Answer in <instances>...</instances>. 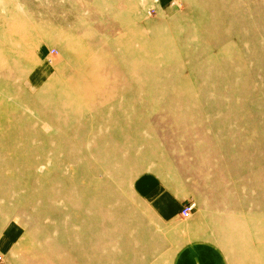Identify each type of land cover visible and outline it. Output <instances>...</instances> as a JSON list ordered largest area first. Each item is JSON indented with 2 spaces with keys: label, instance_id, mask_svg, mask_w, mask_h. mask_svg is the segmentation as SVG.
<instances>
[{
  "label": "rangeland",
  "instance_id": "374dc122",
  "mask_svg": "<svg viewBox=\"0 0 264 264\" xmlns=\"http://www.w3.org/2000/svg\"><path fill=\"white\" fill-rule=\"evenodd\" d=\"M152 170L194 211L262 199L264 0H0V264H61L37 248L73 230L120 239ZM246 247L233 264H264Z\"/></svg>",
  "mask_w": 264,
  "mask_h": 264
},
{
  "label": "crops",
  "instance_id": "0c3cea01",
  "mask_svg": "<svg viewBox=\"0 0 264 264\" xmlns=\"http://www.w3.org/2000/svg\"><path fill=\"white\" fill-rule=\"evenodd\" d=\"M173 182H166L153 170L137 176L133 188L144 208L129 215L131 225H126L123 236L116 237L115 242L112 234L116 231L109 233L103 245L102 235L95 229L73 230L61 234V240L49 241L62 246H40L37 253L62 258L61 264H233L225 249L232 248L234 258L238 253L240 261L245 262L249 246L254 262L264 263V233L256 211L264 203V193L260 200L259 194L252 191L245 195L221 191L220 208H213L216 203L205 205L183 218L181 211L190 195L197 202L203 199L194 192L180 193L174 184L177 181ZM244 209L256 211V216L240 217ZM217 210L221 216L215 214Z\"/></svg>",
  "mask_w": 264,
  "mask_h": 264
},
{
  "label": "built area",
  "instance_id": "2783aa9c",
  "mask_svg": "<svg viewBox=\"0 0 264 264\" xmlns=\"http://www.w3.org/2000/svg\"><path fill=\"white\" fill-rule=\"evenodd\" d=\"M196 202L189 201L187 204L184 205L182 211H181V217H188L191 215V213L196 209ZM1 260V257H0Z\"/></svg>",
  "mask_w": 264,
  "mask_h": 264
},
{
  "label": "bare ground",
  "instance_id": "6f19581e",
  "mask_svg": "<svg viewBox=\"0 0 264 264\" xmlns=\"http://www.w3.org/2000/svg\"><path fill=\"white\" fill-rule=\"evenodd\" d=\"M14 7V6H13ZM12 29V28H11ZM12 31V30H11Z\"/></svg>",
  "mask_w": 264,
  "mask_h": 264
}]
</instances>
